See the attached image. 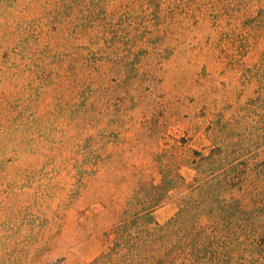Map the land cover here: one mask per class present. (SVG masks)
<instances>
[{"label": "rangeland", "instance_id": "374dc122", "mask_svg": "<svg viewBox=\"0 0 264 264\" xmlns=\"http://www.w3.org/2000/svg\"><path fill=\"white\" fill-rule=\"evenodd\" d=\"M263 227L264 0H0V264H264Z\"/></svg>", "mask_w": 264, "mask_h": 264}, {"label": "trees", "instance_id": "16d2710c", "mask_svg": "<svg viewBox=\"0 0 264 264\" xmlns=\"http://www.w3.org/2000/svg\"><path fill=\"white\" fill-rule=\"evenodd\" d=\"M226 177L224 176V175H221L220 177H218L217 179H216V182L219 184V185H222V184H224V183H226ZM228 209L230 210L231 209V206L230 207H228ZM223 216V217H225L226 215H228V212H225V211H223V210H221V212H220V216ZM261 235H262V238H263V242H258V243H256L254 246H253V250H254V253H261L262 255H263V257H264V227L261 229Z\"/></svg>", "mask_w": 264, "mask_h": 264}]
</instances>
